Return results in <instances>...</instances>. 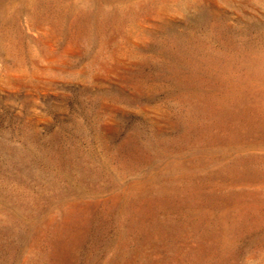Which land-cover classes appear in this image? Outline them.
<instances>
[{
	"label": "rangeland",
	"instance_id": "374dc122",
	"mask_svg": "<svg viewBox=\"0 0 264 264\" xmlns=\"http://www.w3.org/2000/svg\"><path fill=\"white\" fill-rule=\"evenodd\" d=\"M0 264H264V0H0Z\"/></svg>",
	"mask_w": 264,
	"mask_h": 264
}]
</instances>
